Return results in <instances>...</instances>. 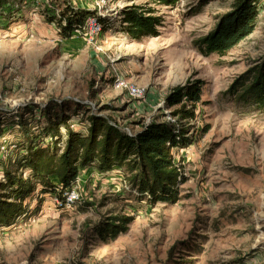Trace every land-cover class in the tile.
I'll list each match as a JSON object with an SVG mask.
<instances>
[{"label":"rangeland","instance_id":"1","mask_svg":"<svg viewBox=\"0 0 264 264\" xmlns=\"http://www.w3.org/2000/svg\"><path fill=\"white\" fill-rule=\"evenodd\" d=\"M69 1L94 12L87 18L108 20L93 40L79 28L65 38L49 21L63 3L0 0L1 146L19 140L26 105L54 100L64 102L55 114L67 112L69 124L77 108L85 115L91 106L135 131L141 121L167 115L166 94L189 77L204 81L192 124L210 128L177 152L187 177L177 203L142 199L119 169L84 168L74 186L81 196L75 208L36 191L27 199L28 215L0 227V264H264V111L226 93L264 55V0L254 32L225 55L209 56L195 41L233 0H212L195 14L200 0L157 6L161 34L140 41L123 31L119 13L146 0ZM119 77L145 87V97L116 87ZM117 214L135 219L126 233L105 241L96 226Z\"/></svg>","mask_w":264,"mask_h":264},{"label":"trees","instance_id":"2","mask_svg":"<svg viewBox=\"0 0 264 264\" xmlns=\"http://www.w3.org/2000/svg\"><path fill=\"white\" fill-rule=\"evenodd\" d=\"M56 1L63 3L61 15L53 14L49 21L57 23L63 37L71 38L94 12L69 0ZM179 1L146 0L125 6L119 13L123 31L135 41L160 36L164 18L157 6L173 7ZM210 1L200 0L192 14ZM262 7V0H233L230 9L217 17L215 26L195 41L198 51L204 56L225 55L254 32ZM98 18L105 28L108 20ZM203 84L202 79L189 77L172 87L165 96L172 119L157 115L148 123L141 121L135 131L91 106H87L86 116L79 108L74 112L84 116L83 129L77 130L70 126L67 112L55 114L56 107L63 109L62 100L37 107L26 105L19 116V140L6 153L0 151V227H9L28 215L27 199L36 191L64 199V193L74 188L81 170L87 167L101 173L119 169L131 188L152 204L180 201L187 177L177 152L190 147L210 128L207 124L196 129L192 124L203 102ZM226 93L264 111V55L237 75ZM134 219V215H111L100 221L96 232L105 241L114 240L129 230Z\"/></svg>","mask_w":264,"mask_h":264},{"label":"built area","instance_id":"3","mask_svg":"<svg viewBox=\"0 0 264 264\" xmlns=\"http://www.w3.org/2000/svg\"><path fill=\"white\" fill-rule=\"evenodd\" d=\"M79 29H87V31H86L87 34L91 35V36H89V39L93 40L94 39L93 35L101 33V31L103 29V24L99 20L98 17H95V16L89 17L85 20L84 25ZM79 29L77 28L75 31H79ZM115 85H116V87H118L122 90H125L127 95L130 97H133V98H143V97H145L146 92H147L145 87H141L139 85L130 83L129 81H127L126 79L121 78V77H119L115 80ZM164 100H165V98H164ZM73 118L74 119L71 120L70 126L74 129L82 130L83 129V125L81 124L82 117L80 115H76ZM75 118H76V120H75ZM167 118L172 119V117L169 113L167 114ZM145 123H148V122H145ZM7 149H8V145L0 146L1 153L2 152L6 153ZM27 173H28V171H25V174H27ZM80 201H81V196L78 193L76 188H73L69 191H66L64 193V199H59L58 197L55 198L56 204L63 206L67 210H71V209L75 208V206Z\"/></svg>","mask_w":264,"mask_h":264},{"label":"crops","instance_id":"4","mask_svg":"<svg viewBox=\"0 0 264 264\" xmlns=\"http://www.w3.org/2000/svg\"><path fill=\"white\" fill-rule=\"evenodd\" d=\"M140 129V128H139ZM138 130V129H137Z\"/></svg>","mask_w":264,"mask_h":264}]
</instances>
